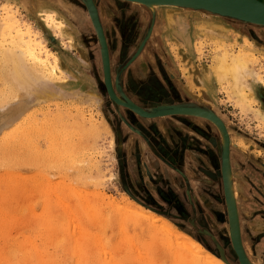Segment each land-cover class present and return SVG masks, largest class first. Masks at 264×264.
<instances>
[{"label": "rangeland", "instance_id": "obj_1", "mask_svg": "<svg viewBox=\"0 0 264 264\" xmlns=\"http://www.w3.org/2000/svg\"><path fill=\"white\" fill-rule=\"evenodd\" d=\"M69 1L75 3L80 0ZM33 2L36 3L31 10L21 0H0V15L7 14L12 7L16 14L17 9L20 14L18 18L23 23L32 25L33 30L43 34L49 50L58 56L64 74L42 78L37 84L44 89L39 87V91L43 90L39 95L42 98L35 101V96L31 97L19 86H13L8 80L7 66L0 60V115L6 116L10 110L21 107V100L27 106L11 127L3 129L6 122L0 121V129H3L0 130L2 257L8 255L18 243L25 242L27 257L32 258L29 261L31 264L41 261L40 264L48 261L49 264H80L83 259L82 264H176L174 256L180 251L181 243L191 251L181 252L184 258L178 254L180 256L177 257L182 258L181 264H213L203 254L195 252L185 235L217 258L224 257L229 264H241L233 247L229 206L221 174L222 163H219V179L206 177L203 181L188 183L186 195L182 179L175 174L169 176V185L175 192L159 189L157 185L165 182H159L158 174L159 179H164L163 172L155 165L130 164L123 168L113 118V113H119L123 108L110 98L105 81L101 78L99 84L90 72L92 65H95L101 74L103 62L95 25L90 16H85L84 10L87 12L88 7H73L81 13L78 27L61 14L53 3L49 4L46 0ZM97 4L108 47L113 45L115 49V63H118L120 49L124 48L125 51L126 60L122 64L115 66L111 60L112 76L117 81L119 91L124 77L130 82L134 65L144 55L150 54V65L146 70L150 76L137 80L138 83L147 81L151 76H157V79L162 77L159 69V64H162L167 75L174 76V83L181 90L193 99H203L226 122L233 142L229 168L238 193L234 200L240 241L251 264L252 261L264 264V124L261 123L262 117L256 114L264 113V86L250 79L254 100L250 107L243 109L236 99L228 95L227 84L219 83L214 74L208 73L218 53L216 50L225 45L224 48L228 47L233 54L247 52L254 69L264 77V33L261 35L247 25L240 26L242 24L230 20L226 22V19L217 16L209 18L202 14L181 13L173 17L172 27L161 28L155 39L149 41V30L153 24L148 21L146 28H143V22L136 18L128 20L127 16L132 12L130 5L108 7L109 4H101V0ZM54 9L71 30V34L67 31L73 37L70 49L63 48L62 41L55 38L40 18L44 11ZM113 12L122 15L119 24L123 28L119 27L121 31L113 29L111 33L108 25ZM210 21L223 24L227 31L216 33L214 28H209L207 22ZM151 41L154 50L152 47L149 49ZM142 44L147 47L140 56L144 51L143 46L140 49ZM151 79L148 82L153 83ZM162 79L158 81L162 82ZM37 85L32 86L31 90ZM205 120L211 123L209 119ZM4 147L8 150L2 158ZM124 156L131 161V153ZM188 169L192 170V167L188 166ZM6 178L15 182L11 183L14 187H5ZM38 184H44L49 189L39 193L36 188ZM134 185L144 189H134ZM152 195L154 201L148 199ZM78 197H81L80 200ZM123 197L153 212L174 229L161 230L160 222L151 225L143 217L141 222V214L135 208L128 207ZM43 198L49 200L48 205L44 204ZM82 199L94 207L88 211L89 214L79 206ZM177 203L182 204V213L176 209ZM69 210L73 217H69ZM46 218L52 219L49 222L52 224L44 223L43 219ZM152 229L160 233L157 240L152 237ZM78 237L82 238L81 242ZM74 242L80 246H75L79 247L80 252L74 251ZM97 242L104 247L100 248ZM37 253L40 262L35 257ZM10 257V264H17L23 259L20 252L10 253L8 259ZM5 262L0 260V264H8Z\"/></svg>", "mask_w": 264, "mask_h": 264}, {"label": "bare ground", "instance_id": "obj_2", "mask_svg": "<svg viewBox=\"0 0 264 264\" xmlns=\"http://www.w3.org/2000/svg\"><path fill=\"white\" fill-rule=\"evenodd\" d=\"M46 1H48L47 3H49V2L53 3L54 6L57 7L62 12L61 14H63L66 18H69L72 21V23H74V25H76L78 27L80 26V22H81V13L79 11L73 9V7H77V8H80V9H82V8L85 9V7L87 6L88 9H89V7H90L89 5H92V6H94L96 8L97 13L99 12V8H100V7H97V6H99L97 4L98 0H80V1L78 0L81 3H79V2L72 3V1H69V0H46ZM107 2L111 3V4L118 3V4H121V5H124V4L130 5V7L132 9V12L129 13L131 19L132 18H136V20H139L141 23L143 22L142 26L145 24L144 23V15H145V17L147 19H150V24H153L152 25L153 28H151V31L149 30V36H150L149 37V41H150V38H151V35L153 33L155 25L157 26V30H156L157 33L159 32V30L161 28L172 27L173 17L175 15H179L181 13H185V14L186 13H192V14L195 13V14H202V15H204L206 17H209V18L212 17L210 14H207V13H204L202 11H199L198 9H193V8L187 7V6H193L195 8H197V7L198 8L199 7L202 8V4L199 3L197 0H145V2H141V1H138V0H107ZM21 3L24 4L25 6H28L29 8L31 7V10H32L35 7V3L36 2H33V0H21ZM39 3H41V0H39ZM114 5H116V4H114ZM39 6H40V4H39ZM101 8L104 9L103 7H101ZM105 9H106V7H105ZM138 9L141 10V11H139ZM84 12L86 13L85 16L86 15L90 16L88 11L86 12V10H84ZM141 12H143L144 14H142ZM18 15H20L19 11L16 9V14H15L13 7L10 8V10L7 12V14L3 13V15H0V24H1V29H0V60L9 69V70L7 69V72H9V74L7 72L6 73H7V76L9 77L8 80L11 83L14 84L13 86H15V87L19 86L21 89H23V91H25V93L27 92L29 94V96H31V97L35 96L36 97L35 101H36L38 98H42L39 95H42L40 93L43 92V90H44L43 87H41V85L38 86L37 84L40 81H42L44 79V77L51 78L52 77L51 74L62 75V74H64V72L60 69V65L61 64H60V60H59L58 56L53 51L49 50V48L47 47L46 41L43 38V34L41 32H38L37 30H33L32 29L33 28L32 25L23 23L22 20L20 18H18ZM99 17H100V15H99ZM40 18L44 22L46 27L53 33L55 38L62 41L61 44H62L63 48L70 49V47H71V45L73 43V37L70 35L71 34V30L67 27V24L65 23L63 18L57 13V10L54 9V10L44 11L42 13V17H40ZM90 19H91V22H92L93 20H92L91 17H90ZM226 20H227L226 22H230L231 21V20L229 21V19H226ZM100 22H102V21H100ZM93 23L95 25L94 21H93ZM207 23L209 25V28H214L216 33H221V32L227 31V28L223 24H220V23H217V22L216 23H212V21L207 22ZM231 23L233 24L234 22H231ZM234 25L238 26L237 24H234ZM243 25L244 24H242L240 26H243ZM101 26H102V23H101ZM247 26L249 28H252V30H256V31L260 32L261 35H262V33H264V27H258V26H254V25H247ZM121 27H123V26H121ZM150 27H151V25H150ZM95 28H96V25H95ZM102 29L104 31L103 26H102ZM67 31L70 34L67 33ZM87 31H88V29H87ZM105 33L106 32L104 31V34ZM82 35H84V34H82ZM223 35H225V34H223ZM105 37H106V34H105ZM146 38H148V37H146ZM245 42L250 45V42L246 38H245ZM152 45L153 44L150 45L149 49L152 47ZM224 47H225V45H224ZM224 47L222 49L219 48L218 50H216L218 53H216L215 57L213 56L214 57L213 58L214 60L212 59L213 60V64L210 66L211 68H208V69H210V71L208 73L214 74L215 77L217 78V81L219 83H226L227 84L228 95L233 97V99H236L237 102L242 106L243 109L247 108V107H250L252 100H254V98H253V89H252V86L250 84V79H252L253 81H258L259 83H261L264 86V77H262L260 75V73L257 70L254 69L253 63L247 58V56H248L247 52L239 51L236 54H233L232 50H231L232 51V53H231L227 49L228 47L227 48H224ZM143 49L145 50V46H143ZM143 52L144 51L142 50L140 56L143 54ZM108 54H109V59H110L109 47H108ZM149 55L150 54L144 55L140 59V63L134 65L133 68H135V69H134L133 72H131V75H133V77H138V78L144 77V78H146V77L150 76V75H147V73H146L147 67H148V65H150L149 64V62H150ZM110 63L112 64V62H110ZM133 63H134V61H133ZM149 71H150V69H149ZM111 72L112 71H111V67H110V76L112 77V75H111L112 73ZM151 78L153 80H155V78L157 79V76L156 77L152 76ZM64 80H66V77L64 78ZM110 81H111V79H110ZM115 82H117V81H115ZM199 82H201L200 79H199ZM110 84L112 85L111 82H110ZM35 85H37V88L34 87L33 90H31L32 86H35ZM39 87L41 89H43V90L39 91V89H40ZM35 88H36V90H34ZM112 90H113V94H112L113 102L115 101L116 104H120V105L125 104L124 106H128L129 105L132 108H134L132 110L135 113L141 111L140 108L138 106H135L134 104H132V102L131 103L127 102L128 100H126V98H125L126 96L122 94V91L115 90V89H113V87H112ZM17 91L18 90L16 89V92ZM258 95H259V93H258ZM22 101L23 100H21V102H20V105H22L21 107H17V108H14V109L10 110L9 113L6 116L0 115V121L6 122L4 124L3 129L11 127L14 124L13 123L14 120H16L17 117L20 116V114H22L23 111L27 108V106H24L25 104H23ZM191 108H195L196 110H192ZM138 109H139V111H138ZM162 111H164V110H162ZM189 111L191 113H196V114H193V115H197V116H201V117H205V116L207 117L208 116L207 115L208 113L205 114V112H203L204 110L202 109V107H199V106L189 107ZM141 114H143L145 116L149 115L146 112H142ZM213 114L214 113H212V115ZM256 114H257V117H260V116L262 117V118H260L261 121H262L261 123L264 124V113L262 112L260 114L259 112H256ZM216 116H214V117H216ZM8 121H10V122H8ZM211 121H212L214 127L216 128V131H218V134H219V137H220L219 141H221V144H222L223 147H226L227 139H226V133H225L224 127H223L224 125L219 122L218 118H215V119L211 118ZM227 132H228V130H227ZM228 137H229V142H230L229 150L231 151V145H232L233 142H232V137L230 138L229 133H228ZM7 150H8L7 147H4V149H2V156H1L2 158H4L3 156L7 155ZM221 158H222V155H221ZM208 166H210L209 163H208ZM221 174H222V172H221ZM227 174L228 175H225V176L222 174V176H223L222 178L224 179V177H226L224 179V181L226 180L227 183H228V190H229L230 194H232V196L234 195V197H237L238 193L236 191L235 182L233 181V178H232V175H231L232 173H227ZM4 182H6L4 184L6 188L10 189V188L14 187L11 184V183L14 182V181H12L11 178H6ZM36 188H37V191L39 193H42V192L45 193V191L47 189H49V187L45 186L44 184H38V185H36ZM45 196H47V195H45ZM80 198L78 197L79 200H80ZM123 199H124V201H125V203L127 204L128 207L135 208L136 211L139 214H141V217H139V220L141 222L143 221V219H142V217H143L147 221H149L151 223V225L152 224L154 225L155 223H159L160 222L162 224L161 230H166L167 231L169 229H171V230L174 229V227L170 223H168L165 220H163L162 218L156 216L153 212L146 211L141 206L136 205L128 197H123ZM48 201L47 200L45 201V199H44V204L48 205ZM80 202L81 203L79 204V206L81 205L83 207V210H85V213H86V211L90 212V210L92 211L94 209V207H91V204H89L87 201H84L82 199ZM68 212H64V213H68ZM89 212L87 214H89ZM52 213H53V211H52ZM118 213L120 214L121 211L118 210ZM70 214H71V211H70V213H68L69 217L72 216ZM53 215L55 216V212L53 213ZM2 217H4V216H2ZM133 218H135V217H133ZM132 220H130V221H132ZM135 220H137V219L135 218ZM139 220H137V221H139ZM50 221L52 222V219L51 220L49 218L43 219L44 223H49ZM38 222L41 224L40 221H38ZM101 222L103 223V221H101ZM49 224H52V223H49ZM49 224L47 226H49ZM121 225H120V228L123 227V224H121ZM152 230H153L152 231L153 232L152 233L153 234L152 237L154 236V238H156V240H157V235L159 236L160 233H158V230H155V229H152ZM48 231H49V229H48ZM54 231H56V230H54ZM80 233H82V232H80ZM123 233H124V231H123ZM82 235L84 236L83 233H82ZM82 235H80V236L82 237ZM75 236H76V234H75ZM183 236L187 237L186 239L194 246V249L196 250L195 252H198L199 254H203L206 259L211 260V263H213V264H225V262L221 261V259H219L216 256H214L211 253H209L198 242L192 240L188 236H185V235H183ZM81 237H78L80 242H81V239H82ZM75 239L76 238H74V240ZM78 241L76 240L75 242H78ZM85 241H86V239H85ZM99 241L101 242L100 239H99ZM75 242H74V247L75 246H79V245H76L77 243H75ZM24 243H18L8 253V255L6 254V255H4L2 257V254H0V260L6 261L5 263L10 264L11 257L8 259L9 254L10 253H15L16 254V253L20 252V254L22 253L23 259H22V261H18L17 264H22V263L31 264V262H29V261H32V258L30 256L27 257V253H26L27 250L25 249V247H27V245L25 246ZM30 243H31V241L29 242V244ZM97 244L99 245L100 243L97 242ZM34 245H32V247ZM169 245H170V243H169ZM179 246L181 248H179L180 251L178 252V254H180L182 258H184V257H183V253H181V252H183L185 250H187L188 252H191L189 249H187L186 247L181 245V243L179 244ZM79 247L73 248L74 251L76 249V251L80 252ZM102 247H104V246H102ZM102 247L100 246V248H102ZM35 248H37V247H35ZM84 248H83V250H84ZM27 249H28V247H27ZM73 249H72V251H73ZM103 250H104V248H103ZM81 252H82V250H81ZM175 253L177 254V252H175ZM175 253H174V255H176ZM76 254L77 253H75V255ZM178 254H177V256H180ZM11 255H14V254H11ZM38 255L39 254L37 253V256L35 255V257L37 258ZM78 255H79V253H78ZM177 256H174L175 257L174 258V262L176 264L177 263L181 264L182 263V260H181L182 258L181 257H177ZM41 257H42V255H41ZM36 258H35V260H36ZM38 259H39V257H38ZM40 260H41V258L39 259V262H40ZM83 261H84V259H83ZM83 261H81V262L83 263ZM140 261H141V258H140ZM48 262L50 263V261H48ZM76 262H77V260H76ZM40 263L35 262L34 264H40ZM49 263H46V264H49ZM82 263H80V264H82ZM44 264H45V262H44ZM252 264H256V262L252 261Z\"/></svg>", "mask_w": 264, "mask_h": 264}, {"label": "flooded vegetation", "instance_id": "obj_3", "mask_svg": "<svg viewBox=\"0 0 264 264\" xmlns=\"http://www.w3.org/2000/svg\"><path fill=\"white\" fill-rule=\"evenodd\" d=\"M101 4H109L108 7H111V5L115 6V3H108L107 0H101ZM117 5L120 6L121 4L116 3V7ZM120 17H122L121 14L113 12V18L108 25L109 31L112 32L113 29L117 30L119 29L118 27L122 26L119 24ZM127 17L128 20H133L129 15ZM148 21L150 22V19L144 18L145 24L143 25V28H146ZM122 28L123 27H121V29ZM157 34L155 25L151 35L152 41ZM152 41L151 44H153ZM152 49L154 50V44L152 45ZM120 50L118 63H115L117 58L114 57V46H109L110 62L113 59V62L116 65H119L126 60L124 48ZM139 63L140 60L136 64ZM112 64L110 63L111 71ZM162 66V64H159L160 73L163 79L159 76V79L155 78L153 83L148 82L151 79L150 77L147 78V81L143 80L142 83H138L137 80L140 81L141 79H145L144 77L132 78V75L130 76V82L124 77V80L121 82V91L123 95L126 96V100L130 103L132 102L135 106H138L142 111L150 114L160 112L164 109L172 110L177 107L189 108L199 106L202 107L205 114L208 113L212 115V113H214V116L217 115L214 118H218L219 122L224 125L227 131L226 122L221 116L212 110V107L207 105L203 99H193L184 90H181L174 83V76L171 74V77H169ZM90 72L99 84L101 78L105 81L104 67L101 69L100 74L98 67L92 65V70ZM110 79L113 89L118 90L113 76H110ZM161 79L163 80L162 82L158 81ZM132 80L135 81V83H133ZM104 86L106 87L105 84ZM120 107L123 108L121 112H115V114L112 113L117 132L119 155L123 159V168L126 169L130 164H134L135 166L155 165L163 172L164 179H159L160 173L158 174L159 182H165L164 184L156 185L159 189L168 190V192H175L169 185V176H171V174H175L182 179L185 188L184 193L186 192V186H188V183L198 180L203 181L206 177L210 179H219V163H222V153L220 149L221 141H219L220 137L218 131H216V128L210 119L211 123L205 120V117L194 118L189 117V115H165L150 118L135 113L131 107L124 105H120ZM125 150L127 151L125 152ZM125 153H131L130 162L124 156ZM204 159V162L206 164L208 162L210 166L207 167L202 162ZM147 160H149V162ZM188 166L192 167V170H189ZM134 189L142 190L144 187L134 185ZM152 198H154V195L150 196L148 199L154 201ZM181 206V203L175 204L176 209L182 213L183 210Z\"/></svg>", "mask_w": 264, "mask_h": 264}, {"label": "water", "instance_id": "obj_4", "mask_svg": "<svg viewBox=\"0 0 264 264\" xmlns=\"http://www.w3.org/2000/svg\"><path fill=\"white\" fill-rule=\"evenodd\" d=\"M138 1L145 2V0H138ZM197 1L202 4V8L201 7L195 8L193 6H187V7L198 9L199 11L210 14L211 16H217V17H221L224 19H229L231 21L238 22L244 25H254L258 27H264V0H197ZM89 6L91 8L89 7L88 13L96 25V28L95 27L94 28L96 30V34H97L99 46H100V51H101V56H102V62H103L104 74H105V85H106L107 92L110 98L112 99L113 90L110 84V60H109L108 47H107L108 44L106 41L104 31L101 26L99 15L96 11V8L92 5H89ZM51 41H53V39H51ZM144 43L145 41L143 42V44ZM143 44L141 45L140 49H142ZM122 105H125V104H122ZM128 107H131V106L128 105ZM191 109L196 110L195 108H191ZM139 112L137 113H139L142 116H145L141 114L144 111L141 110ZM147 114L149 115H146L145 117L154 118V117L165 116V115H193L196 113H191L189 111V108L177 107L172 110L164 109V111H160V112L153 113V114H150V113H147ZM207 115L208 116L207 117L205 116V118L210 119V120L211 118L215 119L213 115L211 114H207ZM194 116H197V115H194ZM198 117H201V116H198ZM224 131L226 133L227 143H226V147H223L221 144V153H222L221 170H222V174L225 176V175H228L227 173H231V172L229 168L230 142H229L228 133L225 127H224ZM225 178L226 177H224V179ZM224 179H223L224 191H225L226 201L229 206L230 225H231V231H232V236H233L232 239H233L234 249H235V252L241 264H250V262L247 260L245 256V253L243 251L242 244L240 241L239 226H238V220H237V214H236V205H235L234 195L232 196V194H230L228 190V183L226 180L224 181ZM220 259L226 264H229L228 261L224 257H221Z\"/></svg>", "mask_w": 264, "mask_h": 264}]
</instances>
